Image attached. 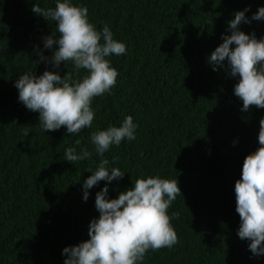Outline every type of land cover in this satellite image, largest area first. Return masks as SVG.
<instances>
[{"label": "trees", "instance_id": "16d2710c", "mask_svg": "<svg viewBox=\"0 0 264 264\" xmlns=\"http://www.w3.org/2000/svg\"><path fill=\"white\" fill-rule=\"evenodd\" d=\"M71 2L88 8L97 31L107 24L126 45L124 55L106 58L118 71L116 85L93 98L92 125L76 134L64 127L42 131L39 113L19 101L15 87L26 72L66 74L40 60L58 49L44 47L56 22L31 10L35 3L55 8L56 0H0V264H64L63 249L88 240L90 222L99 218L96 193L107 184V198H118L149 176L178 181L182 195L168 214L179 213L171 220L179 242L149 249L139 264H264V255H253L250 241L238 237L231 183L241 178L245 157L260 147L264 108L242 111L234 94L239 78L223 68L213 71L207 62L222 36L231 34L234 13L247 8L251 20L264 0ZM240 29L264 38V19ZM85 74L82 69L73 79ZM128 115L137 125L136 139L110 146L103 157L109 169L125 175L98 182L85 201L83 183L102 159L91 133L119 127ZM68 147L78 154L86 148L91 156L72 164L64 156Z\"/></svg>", "mask_w": 264, "mask_h": 264}, {"label": "clouds", "instance_id": "9594fccd", "mask_svg": "<svg viewBox=\"0 0 264 264\" xmlns=\"http://www.w3.org/2000/svg\"><path fill=\"white\" fill-rule=\"evenodd\" d=\"M31 10L56 22L57 31L45 37L44 47L52 49L57 44L58 49L50 50L51 58L40 54V60L52 63L54 68L63 67L66 74L45 70L39 76L34 72L20 75L15 81L18 99L28 110L39 113L42 131L64 127L69 134L79 133L92 125L93 98L110 94L116 85L118 71L106 58L124 55L126 45L114 39L107 24L97 31L89 22L88 8L75 6L71 0H56L55 8L49 9L35 3ZM247 11L246 8L234 13V19L228 22L231 34L222 36L223 42L207 61L213 71L223 68L239 78L234 94L242 100L245 112L252 106L264 108V38L257 39L254 32L245 34L240 29L242 23L264 19V7L251 20L245 15ZM82 69L86 74L74 80L73 75ZM136 128L133 117L128 115L119 127L91 133V142L102 159L83 183L85 201L88 190L98 182L111 183L124 177L119 168L109 169V161L103 157L110 146H119L125 138L135 140ZM258 143L260 147L243 161L241 178H232L231 182L240 217L237 234L241 240L250 241L248 247L255 256L264 255V118L259 121ZM64 156L74 164L89 158L91 153L85 148L78 154L76 148L68 147ZM107 195L106 184L96 193L95 207L100 215L90 222L89 239L65 247L64 264H139L149 249L171 248L179 242L171 223L173 218L179 219V213L168 214L172 202L182 195L177 179L138 178L118 198L108 199Z\"/></svg>", "mask_w": 264, "mask_h": 264}]
</instances>
